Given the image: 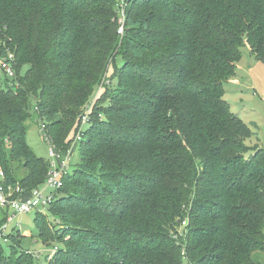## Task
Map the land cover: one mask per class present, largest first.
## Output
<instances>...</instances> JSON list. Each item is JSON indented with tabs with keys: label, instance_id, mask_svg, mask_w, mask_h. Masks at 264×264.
<instances>
[{
	"label": "trees",
	"instance_id": "obj_1",
	"mask_svg": "<svg viewBox=\"0 0 264 264\" xmlns=\"http://www.w3.org/2000/svg\"><path fill=\"white\" fill-rule=\"evenodd\" d=\"M125 1L121 35L115 0H0V59L16 71L0 83L7 185L46 180L30 119L63 150L105 89L79 164L35 217L57 251L38 262L13 229L0 264H263L264 150L224 97L243 48L264 64V0Z\"/></svg>",
	"mask_w": 264,
	"mask_h": 264
},
{
	"label": "rangeland",
	"instance_id": "obj_2",
	"mask_svg": "<svg viewBox=\"0 0 264 264\" xmlns=\"http://www.w3.org/2000/svg\"><path fill=\"white\" fill-rule=\"evenodd\" d=\"M26 73V68H23L21 75ZM112 73V71H111ZM110 73V74H111ZM6 77L0 74L1 86L6 89ZM10 82L12 80H9ZM117 84L113 80L112 86ZM225 101L230 105L234 114L245 122L251 129L253 135L247 140V145L253 148L264 150V64L253 57L249 51L248 46L243 48V58L238 64L236 76L225 84ZM105 94V89L97 90L96 96L102 99ZM42 124L35 119H30L27 122L28 135L27 140L29 145L33 148L36 155L45 160H49V146L43 140ZM90 125L83 127L82 131L86 132ZM74 138V133L72 135ZM80 147L77 148L73 158L70 174L72 175L77 165L80 162ZM253 154V151L251 152ZM60 196V194H59ZM38 212L34 211L28 214L18 216L17 221L20 224V234L24 238L21 242V248L37 254L39 257H34L38 262L45 263V256L51 254L53 246L45 247L41 240L37 237V228L35 217ZM46 214H48L46 212ZM48 221L56 223L55 219L48 214ZM15 225L10 226L11 230ZM4 253L6 256L10 255V245L4 244ZM258 259L264 264V255L259 254Z\"/></svg>",
	"mask_w": 264,
	"mask_h": 264
},
{
	"label": "built area",
	"instance_id": "obj_3",
	"mask_svg": "<svg viewBox=\"0 0 264 264\" xmlns=\"http://www.w3.org/2000/svg\"><path fill=\"white\" fill-rule=\"evenodd\" d=\"M120 8V30L119 34L124 33L125 24V0H115ZM15 57L9 54L8 57L0 59V74L5 75L10 80L16 79V71L14 68ZM97 104V96L95 95L89 104L86 106L83 113L80 115V124L74 141L65 149L61 150L52 142L51 137L46 132V127L42 125L43 140L49 146V169L44 184L34 189L31 192L25 193L20 185L9 186L6 184V174L2 167H0V210L7 213L6 222L0 227V242L8 244L10 242L9 235L13 229H19L20 224L17 221L18 216L28 214L31 212L43 213L57 200L58 192L64 187V180L70 176V169L77 148L83 139V127L91 125ZM99 115V118H102ZM15 225L11 230L10 226ZM187 227V221H182L181 229ZM186 235L180 230L179 236L175 237L177 240L185 239ZM57 249H53L51 257ZM27 253H31L28 252ZM34 257H39L37 254L31 253ZM182 255L186 257L185 246ZM50 257V258H51Z\"/></svg>",
	"mask_w": 264,
	"mask_h": 264
}]
</instances>
